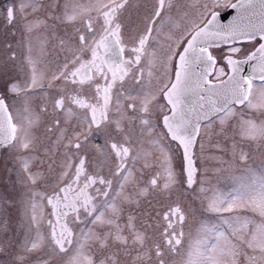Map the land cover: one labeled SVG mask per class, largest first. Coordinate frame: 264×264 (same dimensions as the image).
I'll return each instance as SVG.
<instances>
[{"label":"snow or ice","instance_id":"1","mask_svg":"<svg viewBox=\"0 0 264 264\" xmlns=\"http://www.w3.org/2000/svg\"><path fill=\"white\" fill-rule=\"evenodd\" d=\"M131 8L0 9V153L20 184L0 192V260L264 264V0ZM209 130L216 183L198 166Z\"/></svg>","mask_w":264,"mask_h":264},{"label":"rangeland","instance_id":"2","mask_svg":"<svg viewBox=\"0 0 264 264\" xmlns=\"http://www.w3.org/2000/svg\"><path fill=\"white\" fill-rule=\"evenodd\" d=\"M220 141L221 143H223V141L219 138V137H217V136H214V135H212L211 133H209V135L208 136H206L205 137V139H204V141H203V143H204V151H203V153L201 154V158H200V160L198 161V166H200L201 168H202V170L203 169H208V171H209V175H212L213 176V180H212V183H216V178H215V176H214V174H213V172H212V170L214 169V167L216 166V164H217V161H216V157H218L219 155H221V153L217 150V149H215V148H213L212 147V144H214L215 142H217V141ZM197 148H199V145L197 146ZM1 158L3 159V160H7V159H10L9 158V156L7 155V154H3V153H1ZM225 158H227V157H225ZM1 159V160H2ZM11 160V159H10ZM3 164H4V162H2L1 163V168H2V166H3ZM8 164V163H7ZM41 167H43V166H41ZM11 172H10V175H9V179L11 178V181H12V184H11V186L9 187V185L7 184V182H5V183H2V185H5V187H3V188H0V191L1 190H14L13 188H14V185H15V187L16 188H19L20 186V184H19V178H17L18 179V181H15L14 182V180H15V178L13 179L12 178V176L14 175V174H16L17 175V171H16V166L13 164V162H12V160H11ZM16 179V180H17ZM7 181H8V179H7ZM222 183H227V181H222ZM1 186V185H0ZM40 189H38V191H39ZM151 199H152V201H150V197L147 199V200H145V202H144V209L145 210H147V212H151V209L149 208V203H153V205H155V203H156V201H155V199H154V202H153V198L151 197ZM185 203L186 204H189L190 203V201H188V200H185ZM196 206H198V202H197V205H194L193 207H196ZM9 215L10 216H12V213L10 212L9 213ZM199 217L197 216L195 219H198ZM17 219V218H16ZM15 220L12 218V223L14 222ZM189 224H190V226H192V227H194L195 226V220L193 219V220H190L189 221ZM13 228L15 229V231H16V236H17V238L18 239H23V237H22V234H21V229H20V227H19V224H18V222L16 221V223H14L13 225ZM189 229L188 228H186L185 229V231L187 232ZM180 257H177L176 258V260H177V264H179V261H180Z\"/></svg>","mask_w":264,"mask_h":264},{"label":"flooded vegetation","instance_id":"3","mask_svg":"<svg viewBox=\"0 0 264 264\" xmlns=\"http://www.w3.org/2000/svg\"><path fill=\"white\" fill-rule=\"evenodd\" d=\"M11 2V0H0V9H2V8H6L7 6H8V4ZM232 2L233 3H235L236 2V0H232ZM131 3H132V8L129 10V18L130 19H132V20H135L136 18H137V16L138 15H140V13H138L137 12V9L138 8H141L144 4H145V0H131ZM221 15L223 16V19H222V23H227L229 20H231L232 19V17L233 16H235L236 15V10L235 9H231V8H229V9H226L225 11H223L222 13H221ZM8 26L6 25V24H4V22H3V20L2 19H0V32H3L6 28H7ZM13 31H14V29H13ZM55 42V41H54ZM222 51H223V49H221V50H219V51H217V50H214V52H213V54L214 55H216L218 58H219V56L222 54ZM52 57H50V59H51ZM62 58V57H61ZM220 63L221 64H223V61H220ZM226 71H227V69H226ZM36 99H38V98H36ZM35 102V101H34ZM203 131V130H202ZM41 132H43V129H41ZM209 133H211V131L209 130ZM95 140H96V142H99V140H100V138L97 136L96 138H95ZM198 146V145H197ZM2 158H1V153H0V188H3V187H5V185H2V183H5V182H7V184L9 185V187L11 186V184H12V181H11V178L9 179V175H10V172H11V160L10 159H7V160H1ZM2 162H4V164H3V166H2V168H1V163ZM8 163V164H7ZM14 164V163H13ZM12 178L14 179L15 178V180H14V182L15 181H18V175H16V174H14L13 176H12ZM7 179H8V181H7ZM17 179V180H16ZM20 186V185H19ZM14 189V188H13ZM13 192L11 189L9 190H1L0 192ZM150 201H152V199H151V197H150ZM153 202H154V199H153ZM152 205H153V203H151ZM146 209V208H145ZM148 210V209H147ZM146 210V211H147ZM11 213H12V218L15 220L13 223H12V225L14 224V223H16V221L18 222V214H17V212H16V210L15 209H13L12 211H11ZM17 218V219H16ZM65 259H67V258H65ZM0 264H4V261L3 260H0Z\"/></svg>","mask_w":264,"mask_h":264},{"label":"water","instance_id":"4","mask_svg":"<svg viewBox=\"0 0 264 264\" xmlns=\"http://www.w3.org/2000/svg\"><path fill=\"white\" fill-rule=\"evenodd\" d=\"M251 71L248 65H244V74L247 75Z\"/></svg>","mask_w":264,"mask_h":264}]
</instances>
